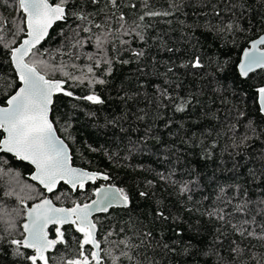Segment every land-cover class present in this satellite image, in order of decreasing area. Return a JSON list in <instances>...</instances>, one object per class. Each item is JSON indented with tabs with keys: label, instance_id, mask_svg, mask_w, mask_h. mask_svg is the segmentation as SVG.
I'll return each instance as SVG.
<instances>
[{
	"label": "snow or ice",
	"instance_id": "1",
	"mask_svg": "<svg viewBox=\"0 0 264 264\" xmlns=\"http://www.w3.org/2000/svg\"><path fill=\"white\" fill-rule=\"evenodd\" d=\"M164 5L160 0H0V57L14 69L19 81L6 106H0V157L11 154L33 165L30 178L43 188L36 191L24 185L17 191L10 181L2 193L3 197H15L18 206L0 210V264H264V82L248 83L250 74L257 70L264 73V34L254 39L248 36L257 31L256 26L264 33V0H164ZM174 20L180 26L183 49L169 43ZM159 24L168 25L169 31L159 29ZM54 27H60L55 37L59 42L54 48L44 47L54 39ZM241 40L248 46L236 62L230 52ZM153 48L186 56L178 67L185 69L186 75L199 76L203 84L199 92L181 96L177 91L173 96L169 88L174 84L176 91L182 82L167 77L175 75L177 66L169 56L163 62L164 71H159L161 62L155 55L149 57ZM148 59L155 75L165 77L167 87L155 85L151 97L139 90L129 94L121 88L122 114L106 118L102 125L111 126L114 135L118 130L123 134L121 139L127 138L129 157L145 151L152 138L149 128L143 137L133 140L130 132L138 130L131 124L124 127L133 117L143 121L148 115L144 108L133 111L129 101L136 104L143 96L157 110L172 105L176 112H185L193 101L199 103L198 95L210 94L215 98L213 104L217 100L221 105L231 104L222 130L232 148H251L260 142L257 166L248 170L243 183H217L213 196L203 195L198 178L176 179L173 167L167 174L156 173L159 181L171 188L167 197H156L158 184L154 179L141 184L132 177L133 184L128 187L100 185L92 190L90 202L73 200L71 207H57L45 193L61 200L66 198V193L57 191L61 184L77 192L89 183L112 181L113 177L73 166L70 147L57 135L58 121L51 118L54 97L62 94L103 105L105 100L96 87L109 85L116 64L135 62L138 71L147 75L141 65ZM57 73L63 79L53 78ZM229 74L233 75L231 85ZM69 82L71 86H86L89 94L75 96L65 87ZM244 85L253 90L255 109L247 107ZM213 118L220 119L217 114ZM70 127L66 122L64 130ZM183 142L190 147L196 143L194 138ZM200 145L202 158L211 159L203 141ZM164 159L186 166L181 164L180 155ZM6 163L0 159V177L11 172L3 167ZM237 167L234 163L232 171ZM198 193L201 200L194 199ZM29 200L34 201L30 206ZM139 200L145 201L148 209L142 218L137 217L139 229L133 224L131 235L123 226L103 230L96 214L125 212L131 217ZM61 248L64 254L54 260L53 254ZM73 250L75 255L67 257Z\"/></svg>",
	"mask_w": 264,
	"mask_h": 264
},
{
	"label": "trees",
	"instance_id": "2",
	"mask_svg": "<svg viewBox=\"0 0 264 264\" xmlns=\"http://www.w3.org/2000/svg\"><path fill=\"white\" fill-rule=\"evenodd\" d=\"M160 5H164V0H160ZM256 8L257 11H260L258 4ZM158 27L163 31H169L168 25L159 24ZM171 27L174 31L170 32V46L183 49L184 46L180 42L181 30L179 24L174 20ZM256 27L257 31L255 33H248V36L253 39L262 34L258 26ZM59 30L60 27H54L51 32L54 39L50 43H45L44 47L54 48L58 44L59 41L55 37ZM246 46L247 43L241 40L240 46L230 52L233 61H239L242 49ZM153 55L161 62L159 67V71L161 72L166 67L163 62L169 56H172V60L177 66L175 75L169 74L167 77L173 81L179 79L182 82V87L176 89V91H173L174 84L169 88L173 96L176 95L177 91L181 96H188L189 93H198L199 89L203 87L199 76L191 73L186 75V70L178 67L181 60L187 59L186 56L181 53L173 55L166 52H157L155 48L149 52V57ZM141 66L145 67L147 75L141 74L138 71V65L135 62L128 65L116 64L113 75L109 77V85L96 87L97 94L101 95L105 100V104L103 105H93L88 101L76 100L63 96L62 94L54 97L56 103L51 118L58 121L55 124L57 133L69 145L71 153L73 154V165L90 171L109 173L113 177V180L107 182L115 183L122 187L132 185V177H135L136 181L141 184L148 179H154L158 184L156 197H167L171 191V188H168L167 185L159 181L156 173L167 174L173 167L177 171L176 179L188 180L194 177L198 178L202 185L203 195L213 196L217 183H243L248 176V170L257 166V157L262 151L260 142L257 141L251 148H232V141L228 139L222 130L224 114L231 107V104L221 105L219 100L213 104L212 100L215 98L210 94L198 95L197 99L199 103L193 101L192 106L185 112H176L172 105L157 110L154 105L148 104L143 96L139 98V102L136 104L129 101V105L133 111L136 108H144L148 115L143 121H137L133 117L129 122L124 124V127L128 128L131 124L132 128L138 130L130 132L133 140H136L137 137H143L146 129L149 128L151 129L149 135L152 137L148 140L145 151L134 153L131 157H129L126 147L128 143L127 138L124 137L121 139L123 134L119 133L118 130H115L116 134L114 135V130L111 126L107 128L102 127L106 118H112L122 114L124 105L119 99V96L123 95V92L120 91L121 88L128 91L129 94L139 90L151 97L155 93V85L167 87L164 84L165 77L155 75V70L152 67L150 59L147 60L146 65L142 64ZM250 75H252V79L248 81L249 84L260 85L264 82V73H261L259 70ZM53 78L63 79L59 73ZM232 80L233 75L229 74L228 82L230 85ZM9 84L14 86L9 87ZM141 84L144 85L143 88ZM16 86H19V81L14 69L9 67L3 57H0V105L6 104L7 97L16 91ZM65 87L73 91L75 96L89 94V89L86 86H71V82H69ZM244 88L248 92V96L245 98L247 107L255 109L256 104L252 99L253 90L248 88L247 85H244ZM229 100L238 106H242L240 105V101L233 97H229ZM165 103L167 102L165 101ZM218 109L220 110L219 112H217ZM92 112L95 113V116L88 115V113ZM213 114L219 115L220 119H214ZM66 122L71 124L68 131L64 130ZM193 138L196 143L191 147L189 144L183 142L184 140L192 141ZM201 141H203V146L211 152V159L202 158ZM213 141H216L215 148L212 147ZM91 148H96L98 151H91ZM230 153L234 155L230 156ZM175 155L181 156V164L186 165L185 167L169 164L164 159L165 156H169L170 159L174 160ZM0 159L7 161L6 164H3V167L11 169L8 176L0 177V210L11 211L12 208L18 206L15 197L7 198L2 196V193L8 190L10 181L11 186L15 187L17 191L24 185H30L36 191H43L37 184L30 180L29 176L33 169L29 164L17 160L9 154L0 157ZM234 163L238 166L235 172L232 171ZM147 169H151L152 171H146ZM16 173H19V176H16ZM17 180L19 181L18 184L16 183ZM121 180H126V183L122 184ZM102 183L99 180L96 184L89 183L86 185L85 190L77 192H71L67 185L61 184L57 191L66 193V198L62 196L61 200H55L53 194H51V198L56 205L66 207H71L73 200L89 202L90 198H93L91 196L92 190ZM138 190L145 189L140 188ZM20 194L24 196L25 192H21ZM201 198L199 193L194 195L195 200H201ZM33 202L31 200L27 201L29 205ZM150 207L151 204H149ZM146 210L148 209L145 207V201L139 200L137 201L136 210L131 214V217L125 212H116L112 216H107L102 213L98 214V216L103 223V230L105 232L110 228L123 226L126 228L128 235H131V226L134 224L137 229L141 227L140 220L137 217L142 218ZM17 220L20 223L23 221L19 217ZM2 227L3 225L0 223V228ZM52 235L54 236V231H52ZM69 241L71 243L70 237ZM75 247L73 244L72 249H75ZM63 254L64 250L61 248V252L53 254L54 260ZM74 255V250L67 253V257Z\"/></svg>",
	"mask_w": 264,
	"mask_h": 264
},
{
	"label": "water",
	"instance_id": "3",
	"mask_svg": "<svg viewBox=\"0 0 264 264\" xmlns=\"http://www.w3.org/2000/svg\"><path fill=\"white\" fill-rule=\"evenodd\" d=\"M262 34H264V33H262ZM248 46V45H247ZM246 46V47H247ZM241 55H242V52H241ZM241 55H240V57H241ZM14 94V93H13ZM0 106H6V104L5 105H0ZM57 135H58V133H57ZM59 136V135H58ZM60 137V136H59ZM61 138V137H60ZM62 139V138H61ZM66 143V142H65ZM9 155H11V154H9ZM23 162H25V163H27V164H29L27 161H23ZM31 167H32V169H33V171H32V173L34 172V166L33 165H31V164H29ZM73 166H75V167H79V166H76V165H73ZM80 168H82V167H80ZM87 170V169H86ZM90 171V170H89ZM31 175V174H30ZM30 177V176H29ZM30 180H31V178H30ZM32 182H34L35 184H37L42 190H43V188H42V186L41 185H39L38 184V182H36V181H33V180H31ZM99 181H102L103 183L101 184V185H106V184H108L109 182H107V181H103V180H99ZM69 187V186H68ZM46 195H48L49 196V198H51V193H45ZM94 198V197H93ZM90 202V201H89ZM30 206V205H29ZM57 207H66V206H59V205H57ZM102 214V213H101ZM96 215H98V214H96ZM23 222V221H22Z\"/></svg>",
	"mask_w": 264,
	"mask_h": 264
},
{
	"label": "flooded vegetation",
	"instance_id": "4",
	"mask_svg": "<svg viewBox=\"0 0 264 264\" xmlns=\"http://www.w3.org/2000/svg\"><path fill=\"white\" fill-rule=\"evenodd\" d=\"M100 185H101V184H100ZM100 185H99V186H100Z\"/></svg>",
	"mask_w": 264,
	"mask_h": 264
}]
</instances>
